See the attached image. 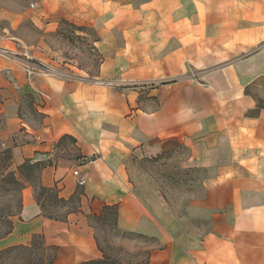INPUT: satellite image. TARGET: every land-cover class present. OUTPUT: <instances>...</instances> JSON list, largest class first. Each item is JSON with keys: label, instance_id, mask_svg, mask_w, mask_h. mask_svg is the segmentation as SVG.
Masks as SVG:
<instances>
[{"label": "crops", "instance_id": "0c3cea01", "mask_svg": "<svg viewBox=\"0 0 264 264\" xmlns=\"http://www.w3.org/2000/svg\"><path fill=\"white\" fill-rule=\"evenodd\" d=\"M40 3L38 26H91L100 62L30 77L0 54V145L40 165L0 250L41 235L52 264L100 259L95 221L117 205L120 229L154 241L138 264H264V0ZM171 152L204 172L179 213L132 181L131 158ZM38 188L66 204L51 212Z\"/></svg>", "mask_w": 264, "mask_h": 264}, {"label": "rangeland", "instance_id": "374dc122", "mask_svg": "<svg viewBox=\"0 0 264 264\" xmlns=\"http://www.w3.org/2000/svg\"><path fill=\"white\" fill-rule=\"evenodd\" d=\"M33 2L35 8H32ZM40 6V0H0V35L16 36L24 43L33 45V52L42 67L40 72L54 75L55 70L60 75H68L71 71L95 73L100 62L94 46V40L98 37L96 31L91 26L77 25L65 19L57 25L38 26L31 20V13ZM13 22L10 33L6 27L10 23L12 27ZM183 154L171 152L156 159L135 157L131 158L130 163L132 181L143 198L161 199L175 213L182 211L189 200L202 193L204 172L184 167ZM25 163L16 165L12 158V148L0 145V238L13 226L20 212L23 188L27 183L37 182L40 165L37 167L31 165V162ZM37 190L39 197L47 195V209L51 212L53 207L66 204L65 200L56 199L53 190ZM95 227L100 247L110 262L113 261L112 264L143 262L154 242L144 235L120 229L118 221L116 224V218L111 215L105 220L97 219ZM38 242V255L34 258L24 260L19 255L3 257L0 264H37L39 260L41 264H48L53 250L43 246L42 239H38Z\"/></svg>", "mask_w": 264, "mask_h": 264}, {"label": "trees", "instance_id": "16d2710c", "mask_svg": "<svg viewBox=\"0 0 264 264\" xmlns=\"http://www.w3.org/2000/svg\"><path fill=\"white\" fill-rule=\"evenodd\" d=\"M30 163V161H26L25 164ZM31 165L33 166H37L38 167V163H31ZM46 190V189H45ZM118 206L117 205H108L104 208V213L98 218V220H105L108 219V215L114 216L116 218V224H117V219H118ZM13 229V226L11 225L10 228L2 235L6 236L7 234H9ZM38 239H42L43 242V237L41 235H37L33 238L32 242L29 245H16V246H12L6 249H2L0 250V259H2L3 257H14V256H18L24 260H27L28 258H34L35 256L38 255L37 250L39 248V242ZM98 244H99V240H98ZM43 246H45L44 242H43ZM100 246V244H99ZM48 249H52L53 250V254L50 256L49 260H48V264H52L54 259H55V249L52 247H47ZM100 249L103 252V256L100 259L97 260H92V261H88V262H84L81 264H112L113 261L110 262L109 257L107 256V254L103 251V249L100 247ZM41 260H39V262H37V264H41ZM3 264V263H1Z\"/></svg>", "mask_w": 264, "mask_h": 264}, {"label": "built area", "instance_id": "2783aa9c", "mask_svg": "<svg viewBox=\"0 0 264 264\" xmlns=\"http://www.w3.org/2000/svg\"><path fill=\"white\" fill-rule=\"evenodd\" d=\"M36 4L32 3V8H35ZM0 39L4 40H12L16 43L15 49H11L10 47L0 46V54L10 58L15 63L19 64V66L27 73L28 76L32 77L34 74L39 72L41 69V64L34 57L31 47L24 43L19 39H15L8 36L0 35ZM53 73V71H51ZM55 74L60 75V72L57 70L54 71ZM74 174L78 176L77 183L79 185L86 184L85 175L81 174L79 170H75Z\"/></svg>", "mask_w": 264, "mask_h": 264}]
</instances>
